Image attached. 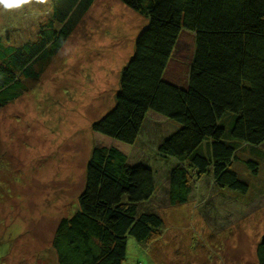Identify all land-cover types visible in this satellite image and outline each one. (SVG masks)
Listing matches in <instances>:
<instances>
[{
  "label": "trees",
  "instance_id": "trees-1",
  "mask_svg": "<svg viewBox=\"0 0 264 264\" xmlns=\"http://www.w3.org/2000/svg\"><path fill=\"white\" fill-rule=\"evenodd\" d=\"M95 1L52 0L33 40L10 44L0 34V109L27 90L41 71L32 64H47ZM118 1L144 25L120 70L114 105L91 123L83 187L50 241L56 264H124L128 236L147 245L161 235L164 218L147 208L157 190L155 168L129 163L148 113L175 126L155 149L167 162L171 206L192 198L209 174L217 187L245 192L234 169L238 143L264 144V0ZM185 30L193 52L187 84L179 87L163 77ZM245 163L256 172L255 161ZM255 255L264 264L261 239Z\"/></svg>",
  "mask_w": 264,
  "mask_h": 264
},
{
  "label": "rangeland",
  "instance_id": "rangeland-1",
  "mask_svg": "<svg viewBox=\"0 0 264 264\" xmlns=\"http://www.w3.org/2000/svg\"><path fill=\"white\" fill-rule=\"evenodd\" d=\"M51 2L0 0V34L10 44L33 40ZM143 25L120 1L96 0L51 60L32 64L41 71L27 90L0 109V264H56L50 241L83 187L91 123L114 105L120 70ZM185 32L191 36L181 35L163 77L179 87L187 84L193 52V35ZM174 127L150 112L130 149L129 163L155 168L157 190L147 208L160 213L164 225L147 245L128 236L124 264H258L264 144L238 143L234 169L248 185L245 192L219 188L209 174L196 182L192 198L171 206L167 162L155 149ZM249 159L256 172L247 168Z\"/></svg>",
  "mask_w": 264,
  "mask_h": 264
},
{
  "label": "water",
  "instance_id": "water-1",
  "mask_svg": "<svg viewBox=\"0 0 264 264\" xmlns=\"http://www.w3.org/2000/svg\"><path fill=\"white\" fill-rule=\"evenodd\" d=\"M261 241L264 242V233H263V235L261 236Z\"/></svg>",
  "mask_w": 264,
  "mask_h": 264
},
{
  "label": "crops",
  "instance_id": "crops-1",
  "mask_svg": "<svg viewBox=\"0 0 264 264\" xmlns=\"http://www.w3.org/2000/svg\"><path fill=\"white\" fill-rule=\"evenodd\" d=\"M184 35H186V36H191V35H190V34H188V33H187V34H184Z\"/></svg>",
  "mask_w": 264,
  "mask_h": 264
},
{
  "label": "clouds",
  "instance_id": "clouds-1",
  "mask_svg": "<svg viewBox=\"0 0 264 264\" xmlns=\"http://www.w3.org/2000/svg\"><path fill=\"white\" fill-rule=\"evenodd\" d=\"M5 2L7 3V0H5Z\"/></svg>",
  "mask_w": 264,
  "mask_h": 264
}]
</instances>
